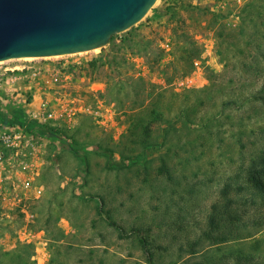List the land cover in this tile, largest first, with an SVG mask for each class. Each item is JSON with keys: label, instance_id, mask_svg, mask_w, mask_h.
<instances>
[{"label": "rangeland", "instance_id": "rangeland-1", "mask_svg": "<svg viewBox=\"0 0 264 264\" xmlns=\"http://www.w3.org/2000/svg\"><path fill=\"white\" fill-rule=\"evenodd\" d=\"M249 1L156 0L141 21L102 48L0 64V73L23 62L67 68L61 91L74 112L45 126L50 134L34 162L41 196L4 209L0 264L264 261V225H258L264 221V194L250 179L264 180V102L248 97L264 82V60L255 56L264 47L238 35L241 26L247 35L262 29L264 15L249 16ZM192 6L228 13L230 41L215 39L207 16ZM181 34L201 50L197 67L176 61ZM137 78L153 85L169 116L184 105L193 106L195 115L190 127L176 123L168 145L144 152L127 136L133 118L127 109L146 100V93L138 95ZM168 147L171 180L158 173ZM211 206L238 213L246 225L243 238L219 245L204 241Z\"/></svg>", "mask_w": 264, "mask_h": 264}, {"label": "built area", "instance_id": "built-area-1", "mask_svg": "<svg viewBox=\"0 0 264 264\" xmlns=\"http://www.w3.org/2000/svg\"><path fill=\"white\" fill-rule=\"evenodd\" d=\"M67 76L63 66L32 62L0 73V219L4 209H12L16 202L38 199L42 194L37 181L39 167L34 162L43 136L50 134L45 133V126L74 114L61 91ZM183 83L178 81L180 87L186 86ZM22 211L32 220L33 214Z\"/></svg>", "mask_w": 264, "mask_h": 264}, {"label": "water", "instance_id": "water-1", "mask_svg": "<svg viewBox=\"0 0 264 264\" xmlns=\"http://www.w3.org/2000/svg\"><path fill=\"white\" fill-rule=\"evenodd\" d=\"M156 0H0V61L102 48Z\"/></svg>", "mask_w": 264, "mask_h": 264}, {"label": "trees", "instance_id": "trees-1", "mask_svg": "<svg viewBox=\"0 0 264 264\" xmlns=\"http://www.w3.org/2000/svg\"><path fill=\"white\" fill-rule=\"evenodd\" d=\"M192 7L202 10L204 12V15L207 16V26L213 31L215 39L220 40L221 43H226V39L230 41V36L233 31V25L231 26V23L228 22L226 25V21H224L229 16L228 13L223 14L222 12L214 11L212 8L208 7ZM254 7L260 9V14L254 10H250ZM247 8L249 9V16L254 15L255 13L261 15V12L263 13L262 15H264V0H250L245 6V9ZM245 9H243V12L246 11ZM238 35L241 37H247L250 43H254L255 46L262 45L264 47V23L262 24V29L254 28L250 35H247L245 33V29L241 26L238 29ZM180 37L182 39L183 45L177 48V51H179V55L176 58V61H179L184 67L189 69L192 67L195 61L200 59L201 50L197 45V42H195V40H191L189 37H187V35L181 34ZM218 52L220 54V51ZM256 54V57L259 56L264 60V49L257 50ZM153 60L155 63H158L161 60V51L154 54ZM170 79L171 78H168L167 81H169ZM136 81L139 87L138 95L146 93V100L144 98H141L137 106H131L127 109L130 112V118L133 117L131 118L132 121L128 127L127 133V136L130 138L129 142L132 146H138L141 152H144L153 148L156 149L157 147H161L163 145H168L167 135L170 131L176 130V123H180L181 127L185 128L190 127L191 124H194L195 115L193 114V106H181L176 111H174L175 113L173 115H170V117L168 115L169 107L162 105L159 100L161 95L153 92V85L150 84V86H147V83L144 82L142 78H137ZM168 84L169 83H167V85ZM147 87H149L150 90H147ZM263 92L264 82L262 83L258 92L250 94L248 97H250V99L253 101L264 102ZM146 101L148 102L145 106ZM229 103H231V101L225 102L224 104L227 105ZM136 110H138L136 115L132 114ZM142 112L145 113L143 116H140L139 114ZM155 129L159 130V132L154 133L153 131ZM158 139H160V141H158ZM169 151L170 148L168 147L167 152L159 157L160 166L158 168V173L160 175H165L166 179L171 180V171L167 162V159L169 158L167 154ZM107 152L110 155L114 154V150L112 149H108ZM122 158L127 159L129 158V155L127 156V158H125L123 155ZM259 176L260 175L253 176L250 179L253 182V186L264 194V180L259 178ZM223 213H227V217H223ZM223 213L220 211V208L211 206V211L207 216L206 229L202 230L201 233L202 239L204 241L210 242V245L225 244L228 241H237L243 238V232L246 230V225L241 220V216H239L238 213L231 214V212L227 211ZM107 219H110V217L108 216ZM110 225L115 226L114 222H110ZM258 225L263 226L264 221L258 223ZM196 243L199 242L196 241L192 243L190 248L193 249V245H195ZM141 244L144 247L145 244H147L146 240L142 238ZM191 251L193 252V250ZM234 264H264V261L254 260V258L236 257Z\"/></svg>", "mask_w": 264, "mask_h": 264}, {"label": "bare ground", "instance_id": "bare-ground-1", "mask_svg": "<svg viewBox=\"0 0 264 264\" xmlns=\"http://www.w3.org/2000/svg\"><path fill=\"white\" fill-rule=\"evenodd\" d=\"M94 50H96V49H94ZM52 57H57V56H52ZM32 59H33L32 57H24V58H19V59H8L6 61H0V64L3 63V62L12 61V60H32Z\"/></svg>", "mask_w": 264, "mask_h": 264}]
</instances>
